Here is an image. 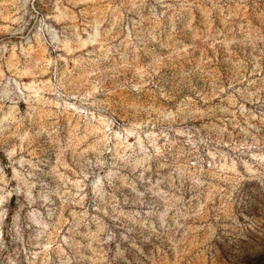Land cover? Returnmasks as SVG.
I'll list each match as a JSON object with an SVG mask.
<instances>
[{
    "label": "rangeland",
    "instance_id": "rangeland-1",
    "mask_svg": "<svg viewBox=\"0 0 264 264\" xmlns=\"http://www.w3.org/2000/svg\"><path fill=\"white\" fill-rule=\"evenodd\" d=\"M0 264H264V0H0Z\"/></svg>",
    "mask_w": 264,
    "mask_h": 264
}]
</instances>
